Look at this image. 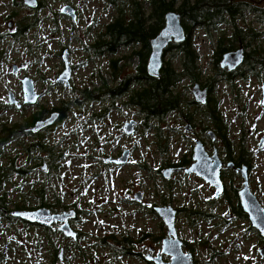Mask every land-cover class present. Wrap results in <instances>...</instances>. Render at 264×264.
<instances>
[{
    "label": "rangeland",
    "instance_id": "obj_1",
    "mask_svg": "<svg viewBox=\"0 0 264 264\" xmlns=\"http://www.w3.org/2000/svg\"><path fill=\"white\" fill-rule=\"evenodd\" d=\"M39 1L43 6L35 9L25 5L23 0H0V125L13 124L20 120L23 114H38L44 108L51 110L59 106L61 100L75 103L74 98H82L80 90L70 91L52 87V84H57L56 78L63 68L62 59L57 55L61 52L62 45H66L71 50V57L75 63L87 59L84 67L77 68L71 84L98 83L95 72L102 58L93 57L89 60L91 54L83 49L86 36L81 33L79 27L76 31L72 30L73 24L60 13L63 1ZM72 1L77 6L82 2L79 8L82 20L79 25L84 28L83 31L91 22L98 23L94 25V31H99L111 17L116 15V10L109 7L104 0ZM261 1L249 2L259 4ZM55 18L60 22V26H57L58 31H54ZM34 21H38L39 24L26 35L15 37L13 32L16 31V27L13 24L9 27L10 22L26 24ZM237 23L244 30L252 28L254 32L260 33L256 39L253 37L251 40L255 45L257 40L264 44V24L259 23L255 15L247 12L244 20L240 18ZM221 28L227 34L232 33L230 27ZM74 32L82 42L70 38L75 34ZM217 33L214 32L213 37H216ZM90 39L86 38L87 43ZM192 41L202 56L200 61L203 69L202 81L215 76L216 69L212 63L214 44L210 41L208 33L196 28L192 34ZM130 53L131 49L126 48L119 54ZM175 53L173 50L165 52L166 63L170 62L178 66V56ZM22 63L26 65L25 68H20ZM13 64L19 67L18 74L13 73ZM136 64L135 59L131 60L130 64L124 67V75L133 72ZM107 70L104 71L105 76L109 74ZM26 76L35 80L37 90L43 94L40 99L41 105L34 104L24 108L19 102L9 104L11 92L15 99H23L22 79ZM234 82L235 86L224 81L212 85L213 97L223 119L222 133L229 135L230 139H233L234 135L240 137L242 121L240 112L243 111V106L245 111L242 113L246 114L248 146L256 151L259 135L264 132V107L260 102V86L264 83V75L262 80L251 74L249 83L237 77ZM181 84H193V82L185 79ZM181 90L186 92V86ZM237 96L241 101L236 99ZM186 97L193 98L191 94H186ZM108 105L107 101L105 103L95 101L86 105L72 104L68 118L56 131L47 134L46 140H43V143L46 142L55 148L54 157L44 151L24 153L21 139L29 141L32 138L21 136L22 134L16 136L0 155V162L4 166L6 175L5 188L0 189V194L8 192L7 205L10 208H16L17 203L28 207L42 205L41 195L36 194L37 188L46 189L45 203L57 211L77 204L83 212L76 227L86 234L80 244L88 253V257L86 259L81 257L80 250L71 244L66 259L56 260L45 239L41 241L42 245L38 244L39 238L45 237L40 227L27 226L18 219L12 222L4 218L0 210V264H84V260H87L88 264H108L110 260L117 264H143L138 258L123 255H120L119 259H114L110 255L112 247L104 246L128 245L126 242L123 244L122 239L128 236L130 231L138 242L135 246H145L143 241L138 240L140 232L146 227L150 228L152 234L146 244L158 246V237L164 236L167 228H162L160 219L147 213L150 204L158 203L162 195L175 204H183L184 201L196 200L208 193L206 186L196 177L181 175L166 184L159 173V168L178 162L191 151L192 139L195 135L191 130H185L183 134L178 132L180 127L178 115L171 113L163 120L151 119L148 121L149 125H146L147 119L140 113V109L134 106L124 107L121 100L108 116L101 118L100 114ZM202 109H199L196 116L197 134H202L204 126L211 125L204 118ZM255 114L259 115L254 119ZM131 118L138 122L133 135L123 136L121 131H116L117 122ZM82 124L84 130L75 134ZM249 127L251 130H248ZM233 145L237 146L236 140ZM125 148L132 151L130 163L115 167L106 161L109 156H115ZM251 157L257 165L254 172V189L264 206V150L252 154ZM42 160L51 164V169H53L52 165L54 169L55 166L58 167L53 171L49 185L37 181V179L44 181L47 175L42 170L43 164L40 163ZM146 164L148 168L144 167ZM13 166L28 169V176L23 177L18 174L12 169ZM139 191L144 196L143 204L126 201L133 199ZM247 228L248 222L244 218H232L228 223L227 231L223 233L215 228L208 229L205 224L193 227L185 217L179 222L180 234L192 244L211 241L215 244L228 243V246L235 243L241 245L237 250L229 248L227 257L219 260V264H257L259 258L252 248L255 237L251 233H246ZM56 231L57 233L52 234V238L56 241L54 246L59 248L66 246L70 241L60 237L58 230ZM111 234H115V240L109 238L110 241L104 242V245L100 244L102 238ZM5 243H9L10 246H5ZM3 252L7 257L4 261L1 258Z\"/></svg>",
    "mask_w": 264,
    "mask_h": 264
},
{
    "label": "flooded vegetation",
    "instance_id": "obj_2",
    "mask_svg": "<svg viewBox=\"0 0 264 264\" xmlns=\"http://www.w3.org/2000/svg\"><path fill=\"white\" fill-rule=\"evenodd\" d=\"M63 5L60 10V13L68 18L71 24H73V29L74 31L77 30V27H79L81 30V33L86 36V38H91L90 41L87 43V40L85 38V41L83 42V49L91 54V58L89 60H92L93 57L95 58H102V62L100 65H98V68L95 72V75L98 77V83L96 84H71L72 80L74 79L76 70L78 67H84L87 63V59H81L78 61V63H75L73 58L71 57V50L66 46L62 45L60 50L61 52H58L57 55L61 57L62 63H63V68L59 72L57 78H56V83L57 84H52V87L55 88H64L70 91H77L80 90V93L82 94V98H74V102H67L66 100H61L59 106H55L53 109L49 110L44 108L43 111H40V113H33L36 114L37 119L34 121L32 125L29 127H26L24 129L25 134H22L21 136H26L30 137L28 142L38 144L32 148V152L36 151H44L48 152V154L51 157H54L53 153L55 151V148L50 146L49 144L43 143V140H46L47 134L53 133L56 131V129L68 118L70 115V106L72 104H80V105H86L87 103L95 102V101H100L102 103H109L108 106L104 107V111L100 114V117H106L111 113V110L114 109L115 107L118 106V102L123 100V106H134L138 107L140 109V113L146 116V114L142 111V109L135 105L131 101V93L134 88H141L144 85L150 84L149 79L153 76H151L148 72V61L149 57L152 52V40L159 34V31L149 37V54L147 57V62H146V67L145 71H141V59L139 58L138 55L135 54V51L138 50L140 51L143 48V45L141 43L137 44V49L134 48L133 43L129 44H122L118 47V49L115 52H111L109 46H107L104 43V39L108 38V29L107 27L114 23L116 18V15L111 17L109 21L102 26L101 30L99 31H94V25H98L97 22H91L89 26L85 28L83 31V27L81 28L80 20H82L81 16V10L80 5H82V2H80L79 6H77L74 1L72 0H62ZM106 4L117 10V6L115 3L110 2L109 0H104ZM143 2L146 6L148 7V0H139ZM24 4L31 7V8H37L40 9L43 4L39 0H37V6L33 7L30 6L26 3L25 0H23ZM69 11L68 13H65L66 11ZM54 31H58V27L60 26V22L57 21V19H54ZM13 26L16 27V31L13 32L14 36H20V35H26L32 28H35L36 25H38V21H34L31 23H26V24H14L12 22L9 23V27ZM58 26V27H57ZM75 33V32H74ZM257 33V32H256ZM260 34V33H259ZM230 35V34H228ZM250 37L253 38V34H250ZM70 38L73 40L76 39L77 41H81L79 36L75 33L73 36H70ZM210 41L213 43V39L209 36ZM187 39V38H186ZM186 39L182 42H185ZM82 42V41H81ZM179 42V43H182ZM172 42L167 51H172L170 50V47L172 44H179ZM241 46L244 48V58L243 62L236 67L233 70H229L228 67H221V60L222 57L219 61V67H216L215 61L212 59V63L215 67V76H211L216 79L217 82L224 81L231 86H235V78H240L242 81L249 83V79L251 78V74L253 77L258 78L259 80H262V77L264 75V69L262 71H257L254 70L253 67H251L248 62V55L251 53L254 49L253 47V42L248 41V42H241L239 43V46L234 48V51L239 49ZM126 48L131 49L130 54H122L120 55V51L124 50ZM214 49V48H213ZM174 51V50H173ZM214 51V50H213ZM212 51V52H213ZM67 52V58L69 61V66H70V77L68 81L60 82V77L62 73L66 70L67 65L66 61L64 59V54ZM229 52V51H227ZM226 53V52H225ZM224 53L222 54V56ZM213 56V55H212ZM108 57V58H107ZM202 56L200 55V61H201ZM135 59L137 61V64L135 65L134 71L124 75V67L130 64V61ZM116 62V64H115ZM166 61H164V64ZM168 63V62H167ZM14 65V64H13ZM12 65V70L14 69ZM25 64H20V68H25ZM116 66V67H115ZM201 66V62H200ZM108 69L106 72L109 73L108 76L104 75V71ZM202 69V66H201ZM203 71V69H202ZM14 73V72H13ZM19 73V67H18V72L14 74ZM28 77V76H26ZM24 77V78H26ZM23 78V79H24ZM31 78V77H29ZM159 78V76L155 77ZM22 79V81H23ZM33 79V78H32ZM34 81V90L35 94L38 95L37 100L34 104L41 105L40 99L42 98V93L37 90L35 80ZM200 85V88L202 90H207V100L205 103L200 102L197 100L195 92H194V87L196 84ZM212 85L213 84H207V82L204 81H193V84H178V90L182 94V100H181V105L173 110V114L178 115V120L180 123V127L178 128V132L182 133L187 131H192L194 133V137L192 139V147L190 154L185 155L181 160L178 162H173L169 163L168 165H164L161 168H159V173L163 176L165 179V183L168 184L170 181L175 180L179 176H191V177H196L198 180H200L207 188L208 193L203 194L196 200H188L184 201L183 204H175L173 203L172 200L166 199L165 196H160V200L158 203L150 204L149 209H148V214L150 216L154 215L156 218L160 219L162 228L166 227L167 228V233L164 234L161 238L158 237L159 240V245L158 246H152L149 244H146L147 241L150 240L152 237V234L150 232V228L146 227L142 232H140V237H139V242H144L145 246H135L138 242L136 241V237L131 235V231L128 234V236L123 237L122 242L125 244V242L128 245H121V246H104V247H112L111 248V256L114 259H119L120 255H123L125 257H131V258H138L143 262V264H169L173 263V261H183L182 259H186L185 261H190L191 264H219V260L222 258L224 259L227 257L229 248L233 250L240 249V244L235 243L234 245H229L228 243L220 242L215 244L214 242H207V241H202V242H197V243H190L187 240L184 239V237L180 234L179 230V222L183 219V217L187 218L188 223H191L193 227L197 226H203L205 224L208 229H217L219 230L220 233L226 232L228 229V223L232 220V218H241L245 219L248 222V230L246 233H251L254 235L255 240L253 243V250L256 253L257 257L259 258L257 260V264H264V235L261 233L260 229L254 226V223L252 222L250 218V214L245 210L243 203H242V197H241V192L245 189L246 186L249 187L250 191L253 193L255 198L258 200V202L261 204V202L258 199V194L256 190L254 189V172L256 170L257 165L254 163L251 155L255 154L259 151L264 150V132H261L259 135L258 143H257V149L256 151L254 148H251L248 146V139L246 136V114L242 113L245 111L242 106V110L240 112V118L242 119L241 124H240V131L238 137L237 135H234L232 138H229V135H225L222 133V126L218 127L217 125L211 123L207 117L206 113L208 111V106L211 102H213L214 97H213V92H212ZM182 86V87H181ZM183 86H186L187 91L181 90ZM119 88H122L121 92L118 91ZM22 89H23V84H22ZM96 92L98 94V99H93L91 98L93 95L88 94L92 92ZM260 92H261V103L264 107V83L261 84L260 86ZM186 94L192 95V99H188L186 97ZM237 100L241 101L239 97H236ZM17 103H20V106H24L26 108L27 106H32L25 104V92L23 90V99L20 100V98H16ZM106 100V101H105ZM21 101L23 104H21ZM216 103V100H215ZM10 104V103H9ZM217 105V104H216ZM64 107H67L66 113L63 115L62 111ZM194 108L191 110V108ZM198 108V110H197ZM203 108V116L206 118L211 125H206L203 127L202 134H197L196 127V116L199 113V109ZM218 108V107H217ZM24 110V109H22ZM23 112V111H22ZM53 113H58L59 117L57 120L51 124L48 125L44 128H42L38 132H33L31 129L33 126H35L38 122L40 121H45ZM30 115V114H29ZM29 115H22L20 120L15 121V122H21L24 123L25 117ZM259 114H255L254 119L258 117ZM131 121H135L136 124L134 126V132L129 134L126 132L127 129V124ZM14 122V123H15ZM137 121L134 119H125L122 122H117L116 123V131H121L123 133V136H130L133 135L136 132V127H137ZM147 125V122L145 123ZM222 124H223V119H222ZM1 126V125H0ZM84 124L80 125L78 131H76L75 134H79L81 131L84 130ZM248 130H251V127L248 128ZM189 137H191L189 135ZM22 140V139H21ZM234 140H236L237 146H234ZM25 141V140H23ZM200 141L203 144L204 151L207 153L208 158H212L215 154L217 155V160L214 158L211 160V165L213 163H216V161H220V167H219V177L222 181V187L221 190L217 185H213L211 181H208L205 177H203L199 172H191L189 173L187 170L191 168L195 163H197V159H195V149L197 146V142ZM26 142V141H25ZM25 144V143H24ZM24 144H21L22 151L25 153H28ZM127 152V160L123 163H117L115 162L116 159H119L123 157V155ZM131 150L129 148H125L118 152L115 156H109L106 161L108 163L113 164L115 167H122L128 163H130L131 159ZM60 159V158H59ZM109 159H113L112 161ZM218 161V162H219ZM40 163L43 164L42 170L44 173H46V179L44 181H39L40 184H50V180L53 171H55L57 166L52 165L53 169L50 168V165L47 161L42 160ZM209 164V163H208ZM144 167L148 168L149 166L146 164ZM20 168H25V167H17V169ZM176 169L170 177H166L164 175V171L166 169ZM26 169V168H25ZM26 176L27 177L29 174V170ZM33 172V171H32ZM20 174V173H18ZM21 175V174H20ZM49 176V177H48ZM48 180V182H46ZM43 191L44 193V201H45V194H46V189H41L38 188V191ZM220 190V191H219ZM36 192L38 195L39 192ZM140 197V198H139ZM162 197V198H161ZM126 201H131V202H137L139 204H143L144 202V196L141 191L137 192L134 195L133 199H126ZM234 201V202H233ZM186 202H189L190 204H187ZM48 204L45 203L38 206V207H27V208H10L7 205L6 202L0 203V210L2 211L3 217L9 220L15 221L16 219L20 220L22 223L25 224V221L20 217H17L15 215V211L18 210H33V209H38L41 207H45L51 210L52 213H62L65 211H75V217L69 219V224L71 228L75 231L76 236H66L63 234L62 231L59 230V227L63 224L62 222L54 223L52 226L48 228H52L58 230L59 234L61 235L60 237H65L70 241L69 243L66 244V246L59 248V253H58V258L62 261L66 259V253L69 252L70 250V245L76 246V249L80 250V254L82 255L81 257L87 258L88 253L81 247L82 245L80 244V241L83 240V238L86 236L84 232H82L80 229H78L76 226L80 222V218L82 216V210L76 205H71L68 207H63L61 211H57L56 209H53L51 205L47 206ZM230 206V211L228 212V208ZM261 206L264 208V206L261 204ZM172 208L175 211V232L177 238L181 241V250L184 255H188V258H185L183 256L182 259L177 255H175L174 249L176 246H164V240L170 237H173L172 235L169 234V225L165 222L163 219L161 213L159 212V208ZM28 222V221H27ZM28 225H32L35 227H39L40 225L38 224H33L28 222ZM42 227V226H41ZM109 238L115 240V234L108 235L105 238H102V241L100 244H105L104 242L110 241ZM54 245H56V241L54 240ZM5 246H10L9 243H5ZM147 245V246H146ZM220 245V246H217ZM52 246V245H50ZM138 247V249H137ZM176 250V249H175ZM3 252V261L7 259L6 255ZM87 260H84V264H88L86 262ZM187 261V263H188ZM182 263V262H181ZM184 263V261H183ZM182 263V264H183ZM108 264H117L115 261L110 260Z\"/></svg>",
    "mask_w": 264,
    "mask_h": 264
},
{
    "label": "trees",
    "instance_id": "obj_3",
    "mask_svg": "<svg viewBox=\"0 0 264 264\" xmlns=\"http://www.w3.org/2000/svg\"><path fill=\"white\" fill-rule=\"evenodd\" d=\"M117 6L116 20L110 24L108 29V38L104 39V43L109 46L111 52H115L122 44L133 43L137 49V44L141 43L143 48L135 51V54L141 59V71H145L147 57L149 54V37L160 32L165 26V15L169 11H177L181 14V21L187 32L185 42L172 44L170 50L176 53L178 66L173 63H165L160 71L159 78L151 77L150 84L144 85L141 88H134L131 93V101L139 106L146 114L147 125L149 120H163L176 108L181 105L182 94L178 90V84H181L185 79L190 82L202 81L203 71L200 66V54L197 47L192 41V34L196 28L206 31L213 39V60L216 67H219V61L222 54L233 50L238 43L251 41L252 32L254 39L259 36V33L254 32L252 28L243 29L239 27L237 21L247 12L255 15L259 23L264 24V0L259 4L249 2L250 0H148V7L139 0H109ZM226 26L232 29L230 35L221 27ZM214 32H218L216 37H213ZM254 49L248 55L247 62L254 70L262 71L264 69V44L257 40V44L253 43ZM116 64V62H115ZM116 67V66H115ZM204 82L207 84H216L217 81L213 77H208ZM122 88L118 91L121 92ZM91 98L98 99V94L92 92ZM67 107H64L62 114L66 113ZM207 119L217 125L222 126L221 113L218 111L215 103V98L208 106L206 113ZM37 119L36 114H30L25 117L24 123L15 122L13 124H4L0 126V155L3 154L5 147L16 139V136L25 134L24 129L29 127ZM20 142L24 144L28 153H31L32 148L38 144L28 142L27 140ZM15 158L13 159V163ZM12 163V164H13ZM17 173L26 176L28 171L25 168L17 169L12 167ZM6 175L4 174V166L0 162V189H4ZM38 191V188H37ZM36 191V192H37ZM41 195L42 204L45 205L43 191H38ZM8 192L0 194V203L8 200ZM39 198V199H40ZM48 206V205H47ZM50 206V205H49ZM17 208H27L25 204H16ZM28 226V222L25 221ZM45 233L44 238H39L38 244L45 239L46 244L52 249V254L55 259H58L59 249L53 246V233L56 230L48 227H41ZM52 245V246H50ZM3 259V255H1ZM26 263V262H25Z\"/></svg>",
    "mask_w": 264,
    "mask_h": 264
},
{
    "label": "water",
    "instance_id": "obj_4",
    "mask_svg": "<svg viewBox=\"0 0 264 264\" xmlns=\"http://www.w3.org/2000/svg\"><path fill=\"white\" fill-rule=\"evenodd\" d=\"M26 3L30 6L36 7L37 0H25ZM66 11V10H64ZM66 11L65 13H68ZM187 32L185 27L181 21V14L177 11H169L165 15V26L159 32V34L152 40V52L148 61V72L151 76L157 77L160 76V71L164 65V57L165 52L167 51L169 45L172 42L179 43L186 39ZM244 58V48L241 46L239 49L234 51H229L224 53L221 60V67H228L229 70H233L238 67ZM64 59L66 61L67 68L62 73L60 77V82L68 81L70 77V66L67 58V52L64 54ZM13 72H18L17 64L13 65ZM23 90L25 92V104L31 105L34 104L37 100L38 95L35 94L34 90V81L32 78L26 77L22 81ZM194 92L198 101L205 103L207 100V90H202L200 85L197 83L194 87ZM9 103L17 104V100L15 99L14 94L11 92L9 94ZM59 117L58 113H53L51 117H49L45 121L38 122L35 126L32 127L33 132H38L42 128L53 124L57 118ZM136 122L131 121L127 124L126 132L131 134L134 132V126ZM127 152L123 155V157L116 159L115 162L123 163L127 160ZM217 160V155L215 154L212 158H208L207 153L204 151L203 144L198 141L195 149V159H197V163H195L191 168L187 171L191 172H199L203 177H205L208 181H211L213 185H217L221 190L222 181L219 177V167L220 161H216L211 165L212 159ZM113 160V159H109ZM209 163V164H208ZM176 169H166L164 171V175L166 177H170L171 174ZM219 190V191H220ZM242 203L245 210L250 214V218L254 223V226L260 229L261 233L264 235V208L255 198L253 193L250 191L249 187L246 186L245 189L241 192ZM140 198V197H139ZM159 212L161 213L165 222L169 225V234L173 237L167 238L164 240V246H176L174 249L175 255L179 256L181 259L183 257L188 258V255H184L181 250V241L177 238L175 232V211L170 208H159ZM15 215L24 220H27L30 223L38 224L42 227H50L54 223L62 222L63 224L59 227V230L63 232L66 236L75 237L76 233L71 228L69 224V219L75 217V211H65L62 213H52L50 209L41 207L33 210H18L15 211ZM183 256V257H181ZM184 261H173V263L169 264H191L190 261H185L186 259H182ZM182 262V263H181Z\"/></svg>",
    "mask_w": 264,
    "mask_h": 264
}]
</instances>
